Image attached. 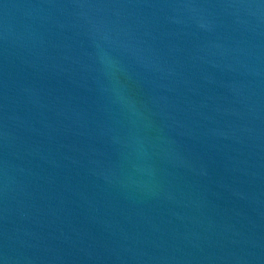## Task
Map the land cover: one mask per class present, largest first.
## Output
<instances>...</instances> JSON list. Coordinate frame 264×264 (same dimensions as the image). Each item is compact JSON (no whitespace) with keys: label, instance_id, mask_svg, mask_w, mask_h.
<instances>
[{"label":"water","instance_id":"95a60500","mask_svg":"<svg viewBox=\"0 0 264 264\" xmlns=\"http://www.w3.org/2000/svg\"><path fill=\"white\" fill-rule=\"evenodd\" d=\"M0 264H264V0H0Z\"/></svg>","mask_w":264,"mask_h":264}]
</instances>
